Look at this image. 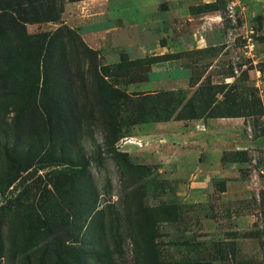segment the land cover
Segmentation results:
<instances>
[{
    "label": "rangeland",
    "instance_id": "rangeland-1",
    "mask_svg": "<svg viewBox=\"0 0 264 264\" xmlns=\"http://www.w3.org/2000/svg\"><path fill=\"white\" fill-rule=\"evenodd\" d=\"M60 3L27 26L49 114L0 102L33 162L8 178L0 159V264H264V0ZM118 7L134 19L100 17ZM106 85L130 100L106 109Z\"/></svg>",
    "mask_w": 264,
    "mask_h": 264
},
{
    "label": "trees",
    "instance_id": "trees-1",
    "mask_svg": "<svg viewBox=\"0 0 264 264\" xmlns=\"http://www.w3.org/2000/svg\"><path fill=\"white\" fill-rule=\"evenodd\" d=\"M47 1L60 3V0H4L0 4V37L7 35V31L12 33L15 46L11 47L7 54L0 55V102L3 99H11L19 102L18 108L14 110L16 119L23 117L33 107L42 109L43 114H49L46 103L38 105V97H47L45 83H41L42 70L49 67L48 58L50 55V45L40 35H31L27 31V26L33 21V16L38 13L40 7ZM63 1V0H61ZM60 12V11H59ZM10 33V35H11ZM8 38V37H7ZM51 64V63H50ZM53 66V64H52ZM18 83L16 89L8 85ZM105 108L115 107L122 100H130L131 96L106 85ZM42 97V98H43ZM166 103L176 105L179 99L172 93L163 96ZM115 101V103H111ZM190 105V102H188ZM0 134H19L16 130H9L7 124H1ZM6 138L0 136V159L3 157L8 168V178H12L16 173H23L33 166L30 158H22L21 143L18 137L17 143L10 145L5 142ZM114 141L108 142L109 147H113ZM1 177V172H0ZM17 177L10 179L7 186H10Z\"/></svg>",
    "mask_w": 264,
    "mask_h": 264
},
{
    "label": "crops",
    "instance_id": "crops-1",
    "mask_svg": "<svg viewBox=\"0 0 264 264\" xmlns=\"http://www.w3.org/2000/svg\"><path fill=\"white\" fill-rule=\"evenodd\" d=\"M109 10V9H108ZM108 10H106L105 12L103 13H100V17L102 18H111L113 16V14H116L117 16H120V17H123L125 19V21H131L132 19H134V13L135 11H133L131 8H122V7H118L116 8L113 12H109ZM142 16V15H141ZM226 125H227V122H225ZM235 125L237 126L235 128V131L236 133H239V131L241 132L242 131V127L241 125L238 123V122H234ZM195 128H193V132H189V134H197V135H200V134H216V130L212 129L211 126H206L204 127L205 131L203 130H199L200 128H196V127H201L200 124H195ZM212 125L214 126H218V128H220V132L217 133V134H228L227 133V128H228V125L227 126H224V122L220 121V120H215V122H212ZM245 142L244 141H237L236 142V146L237 147H242V145H244Z\"/></svg>",
    "mask_w": 264,
    "mask_h": 264
},
{
    "label": "built area",
    "instance_id": "built-area-1",
    "mask_svg": "<svg viewBox=\"0 0 264 264\" xmlns=\"http://www.w3.org/2000/svg\"><path fill=\"white\" fill-rule=\"evenodd\" d=\"M122 144H124V146H127V145L143 146V144L141 142H138L134 138H124L120 141V145H122Z\"/></svg>",
    "mask_w": 264,
    "mask_h": 264
}]
</instances>
